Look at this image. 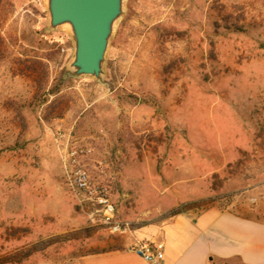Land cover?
I'll list each match as a JSON object with an SVG mask.
<instances>
[{"label":"rangeland","instance_id":"1","mask_svg":"<svg viewBox=\"0 0 264 264\" xmlns=\"http://www.w3.org/2000/svg\"><path fill=\"white\" fill-rule=\"evenodd\" d=\"M0 33V264L118 246L99 243L120 235L101 212L80 226L98 206L71 183L74 150L112 195L110 224L264 192V0H126L103 82L66 74L72 41L48 30L44 0H0Z\"/></svg>","mask_w":264,"mask_h":264},{"label":"crops","instance_id":"2","mask_svg":"<svg viewBox=\"0 0 264 264\" xmlns=\"http://www.w3.org/2000/svg\"><path fill=\"white\" fill-rule=\"evenodd\" d=\"M260 191L254 196L253 207L216 204L199 212H177L162 223L145 226H131L127 221L116 220L110 224L105 219L107 213L84 194L81 201L98 207L89 212L92 222L80 226H95L93 216L101 212V216L96 215L101 217L100 223L112 226L111 232L115 230L120 235L99 243L108 246L118 243V246L87 253L66 264H150L133 249L142 243L163 245L164 258L160 264H264V192ZM52 195L50 198L59 199L62 193ZM60 203L38 201L37 209H42L44 215H54Z\"/></svg>","mask_w":264,"mask_h":264},{"label":"water","instance_id":"3","mask_svg":"<svg viewBox=\"0 0 264 264\" xmlns=\"http://www.w3.org/2000/svg\"><path fill=\"white\" fill-rule=\"evenodd\" d=\"M126 0H44L48 30H66L72 56L66 74L104 81L107 56Z\"/></svg>","mask_w":264,"mask_h":264},{"label":"built area","instance_id":"4","mask_svg":"<svg viewBox=\"0 0 264 264\" xmlns=\"http://www.w3.org/2000/svg\"><path fill=\"white\" fill-rule=\"evenodd\" d=\"M70 157L72 158V169L70 172L72 185L77 189L86 191L90 195V198L100 207V209L107 213L105 215V219L110 222L113 218L115 208L110 200L106 188L95 186L92 183L90 174L87 170L80 167L79 164L77 165L76 150L70 153ZM251 200L256 202L255 197L251 198ZM133 249L150 264H160L161 260L164 258V247L162 244L142 243L135 246Z\"/></svg>","mask_w":264,"mask_h":264},{"label":"trees","instance_id":"5","mask_svg":"<svg viewBox=\"0 0 264 264\" xmlns=\"http://www.w3.org/2000/svg\"><path fill=\"white\" fill-rule=\"evenodd\" d=\"M6 46V42H5V39L4 37H2L1 33H0V53H1V48L5 47ZM42 74H43V77H41L43 80L45 79V81L48 79V75H49V71L48 69H43L42 70ZM241 163V159H238L236 161V164H240ZM93 252H98V251H93Z\"/></svg>","mask_w":264,"mask_h":264}]
</instances>
